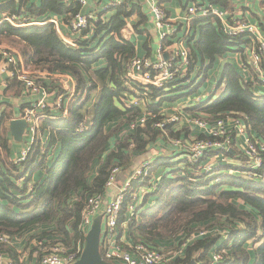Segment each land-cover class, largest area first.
Instances as JSON below:
<instances>
[{"label":"trees","instance_id":"obj_1","mask_svg":"<svg viewBox=\"0 0 264 264\" xmlns=\"http://www.w3.org/2000/svg\"><path fill=\"white\" fill-rule=\"evenodd\" d=\"M126 1L109 5L104 12L97 8L94 15L90 12L92 18L79 33L77 46L63 41L48 16L60 15L68 24L80 12L79 2L0 1V15L7 14L0 17V44L16 48L24 68L46 76L67 74L74 81V95L65 116L61 110L66 91L53 81L62 96L61 109L44 108L39 132L46 135V141H36L25 162L13 163L7 126L11 113H0V234L11 238L30 233V237H43L69 248L81 244L87 199L105 193L114 167L126 170L156 144L188 138V129L180 136L181 131H175L174 125L153 126L164 118L161 107L165 103L189 98V106L183 111L204 121L239 117L254 143L264 144V82L246 61L252 43L249 35L230 37L221 32L215 17L196 18L186 39L190 48L182 72L161 87L142 86L124 77L126 63L136 52L121 30L141 4L138 0ZM211 1L231 6L224 0ZM107 12L112 15L107 17ZM6 16L20 25L4 20ZM31 22L43 23L28 24ZM162 43L167 48L171 41L165 39ZM231 49L238 52L243 68L253 78L246 80L238 65L226 62L208 96L193 100L192 96L208 89L215 62ZM259 68L264 74V58ZM18 76L15 72L7 78L5 91L21 96L26 90ZM36 83L47 85L38 77ZM135 98L137 103L132 102ZM29 105L25 103L23 110ZM146 113L151 115L145 123L131 129L130 125ZM83 121L87 128L79 131ZM206 137L200 134L196 138ZM58 144L53 156L52 150ZM176 156L185 158L181 152ZM209 156L227 159L203 173L196 169L200 159L184 166L181 161L172 163L175 156L153 157L152 174L158 170L160 175L153 181L151 174L143 184L150 181L154 185L149 196L155 199L147 206L144 198L148 193L142 194V202L130 216L131 197L126 195L118 219V236L125 232L133 244L180 251L165 264H264V176L249 177L250 172L258 174L261 170L248 168L249 158L239 148L224 153L211 151L203 157ZM139 186L133 182V189ZM3 248L7 245L2 244L0 250ZM9 252L17 260V254ZM214 256L220 259L215 261Z\"/></svg>","mask_w":264,"mask_h":264},{"label":"built area","instance_id":"obj_2","mask_svg":"<svg viewBox=\"0 0 264 264\" xmlns=\"http://www.w3.org/2000/svg\"><path fill=\"white\" fill-rule=\"evenodd\" d=\"M126 1V0H123ZM130 1V0H128ZM147 1L152 9L154 21L156 27L161 31V40L169 39L171 44L167 50H158L159 59L157 61H151L148 59L140 58L138 56H133L125 66L124 77L128 78L130 81L141 84L142 86L153 85L156 87H161L167 82L173 80L177 74L181 73L184 65L188 62L189 51L185 50L184 43L187 41L189 36L188 31H185L183 38L178 41H173V35L176 32V28L171 24H174L163 8L164 0H145ZM264 1V0H263ZM84 3V0H81ZM127 2V1H126ZM117 4V2L115 3ZM185 19L186 23L192 21L196 18H202L207 16L215 17L221 23V32L224 35L230 37H237L242 34H247L252 40L251 46L249 47L252 59L251 64L254 67L255 73L259 75V78L264 82V74L259 68V62L261 58H264V42L260 40L259 29L256 25L251 24L249 21L245 20L243 17L238 16L233 10L227 11L220 8L219 6L207 2L194 3L192 5L185 6ZM264 14V5H263ZM92 18L90 13L83 14L78 12L68 23L70 29L74 33H80L82 29L87 27L88 19ZM4 20H8L14 25H20L12 17H4ZM49 22H52L48 20ZM41 24L43 22H31ZM176 25V24H174ZM69 44V43H68ZM73 45V42L70 43ZM1 48V47H0ZM164 52H169L171 58L165 60L162 56ZM0 57L4 60L1 67V72L9 73L13 76L15 72L19 74V79H21L25 84V90L29 93H43L44 97L35 103L32 108H28L23 118L28 123V130L32 137L31 142L28 146H25L15 159V164L25 162L29 158L32 146L38 140V124L40 121L39 114L40 111L43 112L48 104L45 101L47 91L41 83H36L37 77L32 74L26 75L23 69V62L18 52H11L8 50L0 49ZM172 61H169L171 60ZM178 59V62L174 60ZM61 77H68L69 86L74 89V81L70 75L67 74H56ZM40 79V78H39ZM40 82V80H38ZM73 81V84H72ZM70 89V88H69ZM66 87V93L68 95V90ZM138 99H132V102L137 103ZM62 103V97L56 105L60 106ZM67 113L65 107L62 111ZM163 113V112H162ZM151 113H146L142 115L138 120L134 121L130 128L133 129L137 124L145 123V120ZM182 115L181 111L174 112L172 114H164V118L161 121H157L153 124L154 127L164 128L166 125H176L177 123L185 122L197 126L205 130L207 137L205 139L195 138L190 144L192 147V152L184 153L185 157H189L191 164L196 163L200 157L207 155L209 152H226L235 149V146L240 150H243L244 154L249 158V168L250 169H260V173L250 172L249 177L261 178L264 176V144H256L252 138L246 132V126L243 124L241 118H231L228 120H214L204 121L196 116ZM187 118V121H186ZM212 123V126L211 124ZM87 128L86 122H82L79 127V131H83ZM213 137L214 140H211ZM177 144L183 145V141L176 140ZM188 141V140H187ZM195 141V142H194ZM186 142V141H185ZM187 143V142H186ZM189 144V143H188ZM184 146V145H183ZM233 146V147H232ZM239 146V147H238ZM185 152H188L186 149ZM250 157H249V156ZM216 158V163L214 166L220 165L226 162V156H212ZM148 165L149 161L142 163L141 167L135 168L127 177L126 182L118 189L115 195L105 203L103 209V194L90 196L87 199V206L82 213L81 226L85 233L87 232L93 217L99 212L102 213V218L104 222L103 236L100 239V252L102 258L108 262L114 264H165L171 260L175 255H180V251H159L155 249H150L145 247L143 244H133L132 248H125L121 244L123 242L118 241V219L121 211L122 204L125 200L126 195H130V202L128 204V211L130 216H132L137 209V206L142 202V195L138 197V188L133 189V182H143L148 178ZM203 163L196 165L198 170H204ZM212 167V166H211ZM121 171L119 167H114L106 182V189L111 188L116 183V178L118 173ZM258 175V176H257ZM250 178V179H252ZM263 178V177H262ZM102 209V210H101ZM124 226V225H123ZM84 233V234H85ZM123 235V234H122ZM21 236L7 237L0 234V246L2 244L7 245V248L0 250V264H73L81 255L82 243L77 244L73 248L66 247L61 243L52 242L49 239L32 236L26 240H22ZM25 242V244L20 248H16L18 242ZM9 251L15 252L17 254V260L13 258ZM164 252V253H163ZM213 259L218 261L219 256H214Z\"/></svg>","mask_w":264,"mask_h":264},{"label":"crops","instance_id":"obj_3","mask_svg":"<svg viewBox=\"0 0 264 264\" xmlns=\"http://www.w3.org/2000/svg\"><path fill=\"white\" fill-rule=\"evenodd\" d=\"M0 1H2V0H0ZM68 1L70 2V0H68ZM75 1L79 2L81 13L85 12V14H88V13L92 12L93 15L95 13V11H94L95 8H97L96 10H98L100 12H104L106 7H108L109 5L110 6H117L118 4L123 2V0H111L110 2H108V0H84L85 1L84 3H82L81 0H75ZM138 1H140V3H141L140 6H138L139 11H136L134 14H132L130 17H128L126 19V24L123 27V29L121 30V32H122V35L124 38L128 39L129 41H131L134 44L135 52H136L135 56H138V57L144 58V59H148L151 61H157L159 59L158 50H160V49L167 50L168 47L165 48V46L162 43V40L160 38L161 31L155 25L154 16H153V12H152L150 4L145 0H138ZM218 1H220V0H218ZM104 2H108V4L104 5ZM116 2H117V4H115ZM128 2H130V1H128ZM201 2H207V3L215 4V5L219 6L220 8L225 9L227 11L233 10L238 16L243 17L245 20L249 21L251 24H254L258 27L260 40L262 42H264V14H263L264 1L263 0H224V2L231 5L229 7L220 6L216 3H213L211 0H165V2L163 4V8L165 10V13L170 18V20L174 24H176V25L171 24L172 26H174L176 28V32L172 37L173 41H178L177 38L182 39L185 31H188V33H190V31H191V22H193L194 19H193V21L186 23V19L184 17L185 16V13H184L185 6L186 5H192L194 3H201ZM5 15H7V14L3 13L2 15H0V17L5 16ZM106 15H107V17H109L112 14H111V12H107ZM48 17H49V20L55 24L56 29H57L59 35L61 36V38L63 39V41L66 43H69V44L73 42V45H71V44L70 45L71 46H77L76 40L78 39L79 33H74L70 29L69 25L64 21V18L62 16L51 14ZM203 18H205V17H203ZM218 24H219V27L221 28V23L219 22ZM193 29H192V33H194ZM197 36H198V32L196 30L194 38L196 39ZM188 43H189V40L185 41V43H184L185 50H187V51H189V48H190L188 46ZM0 45H2V44H0ZM165 54H168L167 59H165V57H164ZM247 54H248V59L246 58V61H248V60L251 61L252 55H251V52L249 49L247 50ZM162 56L165 60H168L171 58V55H169V52H164L162 54ZM169 61H172V59ZM226 62H232V63L238 65L241 68V73L246 80L253 78L252 74L243 68V65L241 63V59H240L238 52L233 50L232 52L227 53L225 56H223L222 58H219L215 62L214 67L212 69L213 74L211 76V79H213V82H216V80L218 79V76H219V74L223 68V65ZM3 63H4V60L0 57V113L3 110H7L8 112L11 113V118L8 120L7 126H8V136H9V139L12 143L11 159L13 160V163H15L14 161H15L16 157L18 156V154L20 153V151L25 146H28L30 144L31 139H32V137H34V135L31 134L28 129H26V131L23 134L22 141L15 142L13 140L11 134H10V131H9V122H10V120L15 119V118H23L24 113L28 109V107L30 105L33 107L35 105V103L38 102L41 99V97H44V96H43V93H29V92H26L24 95H21V96H19V95L16 96L11 91H9V92L5 91V89L8 85L7 78H9L11 76L9 73L1 72V67H2ZM23 67H24V65H23ZM38 74H40V77H38V78H41L43 82L46 80V83H47V85L45 87V89L47 91L45 101L48 104L49 109L52 111H57V109H59V108L61 109L62 103L60 106L56 105V103L59 101V98L62 96L58 95V92H57L58 85L56 86V83H53V81H57V79H55L56 77H61V76L60 75L58 76L56 74L53 76H46V74H44V73H38ZM49 84H50V86H48ZM72 84H73V81H72ZM210 84L211 83H209L208 89L205 90L202 94L195 95L194 99L196 101L202 100L208 96V94H209L208 91L213 88V86L211 87ZM62 87L64 90H66L65 86L62 85ZM187 99H189V98H187ZM187 99H185L184 101L186 102ZM183 102L165 103L161 107V112L165 108L166 111H163L164 114H172L175 111L176 112L181 111V113L183 115V114H185L183 109L185 107H188L189 103H190V102H186V104L180 105ZM25 103H30V105L26 106V108H24V110H23L22 107L24 106ZM63 103H64V105L66 104L65 101ZM175 105H179V107L177 106L175 108H172ZM65 110L67 111V107H65ZM62 111L63 110H61V114H62ZM66 114L67 113H63L62 116H65ZM43 117H44V114H43ZM43 117H41L40 121L42 120ZM186 117H187V115H186ZM187 118H186V121H187ZM210 124L212 126V123H210ZM184 129H189L193 134H198V135L204 134L205 136H207L205 130H203L197 126H194L192 124L181 122V123H178L177 125L174 126L175 131L176 130L181 131L180 136H182V134H184ZM186 137H189V135H187ZM37 138H38L37 142L41 141L44 144L46 141V135H44V134L42 135L39 132V129H38V133H37ZM187 140H188V138L182 139V141L184 143H185V141L187 143H189ZM167 145L156 144L150 150H156L157 155L152 154L149 157H146L147 156L146 154L142 155L140 157L135 158L132 161L133 162L132 165L128 169H126V170L121 169V171L117 175L116 183L113 186H111V188L106 189L105 193H103L102 209H103L105 203L108 202L115 195V193L118 191V189L126 182L128 175L135 169V167H137L136 163H138V162L144 163L146 161L151 162V160H153V157H157L158 155H161L162 154L161 152H163L164 149H167V150L171 149ZM180 146H183V145H180ZM33 147H34V145H33ZM59 147H60V145L58 144V146H55L53 148V150H52L53 156L55 155V153H57ZM183 147H186V146H183ZM180 149L181 148L177 149V154L179 153V151H182ZM183 150H186V149H183ZM183 157H185L184 153H183ZM161 174H162V172H161ZM159 175H160V172L158 170L153 172V174L151 175L152 180L153 181H154V179L157 180L156 178H158ZM142 183L143 182L139 183V185H140L138 187L139 193L137 195L140 198L142 194L148 193L147 197L144 199L147 202V206H149L152 204V202L155 199V196H149L150 192L154 191V185H152V183H149L148 185L147 184L143 185ZM97 214L100 215L102 213L98 212ZM102 217L103 216H101L100 239L103 236V228H104V222H103ZM117 237L119 238L118 241L123 242L121 245L124 246L125 248L128 249L129 247L132 248L134 246L133 243L127 238V235L125 232L120 237L117 235Z\"/></svg>","mask_w":264,"mask_h":264},{"label":"rangeland","instance_id":"obj_4","mask_svg":"<svg viewBox=\"0 0 264 264\" xmlns=\"http://www.w3.org/2000/svg\"><path fill=\"white\" fill-rule=\"evenodd\" d=\"M0 49H3V50H8V51H11V52H17V49L16 48H14L13 46H10L9 44L7 45L6 43H4V44H2V45H0ZM231 50H235V49H231ZM23 69H24V71L26 72V75H28V74H32V75H36V76H38V77H40V74H38L37 72H34V71H32V70H30L29 68H24L23 67ZM55 79H57V81L59 82V86L60 87H62V85L63 86H65V87H67V89H69L68 90V95H67V98H66V100H65V105H64V107H68V103L70 102V100H71V98H72V96L74 95V89H73V87L72 86H69V81H68V77L67 78H65V77H56ZM214 84H215V82H213V83H211L210 85H211V87L212 86H214ZM48 86H50V84L48 85ZM210 87V88H211ZM63 88V87H62ZM208 92H210V91H208ZM194 97L195 96H192L191 98L194 100ZM190 100L191 99H187L186 100V102H190ZM186 102L184 101L183 103H181L180 105H184V104H186ZM179 107V105H175L174 107H172V108H175V107ZM29 110V109H28ZM163 111H166V109L164 108L163 109ZM162 111V112H163ZM164 113V112H163ZM39 114H42L43 115V112L42 111H40L39 112ZM40 117H42V116H40ZM41 119V118H40ZM178 124V123H177ZM176 124V125H177ZM39 127H40V121H39V124H38V129H39ZM189 130V129H188ZM195 131V130H194ZM192 132L189 130V137H188V142H189V144L188 143H183V145L184 146H186V147H183V146H180V142H178V144H177V141L175 140V139H172V140H170V141H168L169 142V144L167 145V146H169L171 149H169V150H167V149H164L163 150V152H161L162 154L161 155H168V156H175V159H173V160H171V159H169L167 162H169L170 160L172 161V163H174L175 164V162L177 163V162H180L181 161V165H184V166H187V165H192L191 164V162H190V160L187 158V157H185V158H183V159H181V157H179V158H176L177 156L176 155H178L177 154V149L178 148H181L180 150H182V151H179V152H181L182 154L183 153H188V156H189V154H190V152H192L193 150H192V147H190V144L193 142V140L198 136V134H191ZM177 140H181L182 141V139H177ZM195 142V141H194ZM233 147V146H232ZM239 147V146H238ZM235 148L237 149V147L235 146ZM183 149H187L188 150V152H185V150H183ZM232 151H234V149H232ZM157 152H156V150H149V152L146 154L147 156L146 157H149V156H151L152 154H155V155H157L156 154ZM166 153V154H165ZM195 153V151L194 152H192V154H194ZM209 153H211V152H209ZM209 153H207V155L209 154ZM249 156V155H248ZM250 157V156H249ZM200 160H201V163H203V168H205V171L203 170H200V172H203V173H206V172H209V171H212L213 169H214V163H216V158H214V157H212V156H209L207 159H205V157H200ZM171 163V164H172ZM137 164V168H139V167H141V165H142V162H138V163H136ZM154 165H155V162L153 161V160H151V162H149V165H148V169H147V171H148V174H149V176L152 174V170L154 169ZM189 165V166H190ZM212 166V167H211ZM247 167L249 168V166L247 165ZM136 168V167H135ZM197 169V168H196ZM198 170V169H197ZM222 175L223 174H220V176L222 177ZM148 176V177H149ZM149 179V178H148ZM248 179H250V178H248ZM251 180V179H250ZM146 181V179L145 180H143V183ZM141 183V182H140ZM142 183V184H143ZM150 183V181H148V183H147V185ZM143 185H145V184H143ZM38 231H40V230H38ZM30 237V233H26L25 235H23L22 236V240L24 241V240H26L27 238H29ZM25 244V242H18L17 244H16V248L17 249H20L23 245ZM177 249L176 248H173V249H171V250H169V251H176ZM164 253V252H163Z\"/></svg>","mask_w":264,"mask_h":264},{"label":"water","instance_id":"obj_5","mask_svg":"<svg viewBox=\"0 0 264 264\" xmlns=\"http://www.w3.org/2000/svg\"><path fill=\"white\" fill-rule=\"evenodd\" d=\"M165 59L168 54H165ZM28 128V123L23 118H15L9 122V131L15 142L22 141L23 134ZM101 216L97 214L83 236L82 252L80 257L73 264H114L102 258L100 252Z\"/></svg>","mask_w":264,"mask_h":264}]
</instances>
